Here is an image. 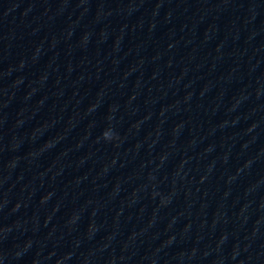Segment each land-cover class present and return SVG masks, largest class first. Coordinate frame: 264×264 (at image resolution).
<instances>
[{
    "label": "water",
    "instance_id": "obj_1",
    "mask_svg": "<svg viewBox=\"0 0 264 264\" xmlns=\"http://www.w3.org/2000/svg\"><path fill=\"white\" fill-rule=\"evenodd\" d=\"M0 264H264V0H0Z\"/></svg>",
    "mask_w": 264,
    "mask_h": 264
}]
</instances>
